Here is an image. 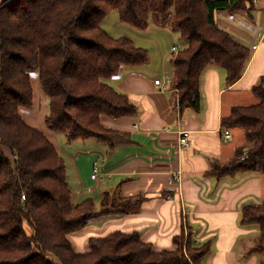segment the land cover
<instances>
[{
  "label": "trees",
  "instance_id": "obj_1",
  "mask_svg": "<svg viewBox=\"0 0 264 264\" xmlns=\"http://www.w3.org/2000/svg\"><path fill=\"white\" fill-rule=\"evenodd\" d=\"M253 0H0V264H199L206 243L183 234L176 249L156 251L137 232L115 230L91 237L78 253L68 238L91 220L124 213L141 198L121 199L101 208L91 198L73 203L64 158L45 133L25 122L19 109L33 105L30 73L37 71L49 97L47 126L68 140L95 137L110 147L128 134L108 128L102 115H133L137 106L108 80L124 67L149 60V52L127 37H113L101 25L110 11L122 22L145 29L151 15L170 20L184 48L172 53L169 85L180 109H201V77L206 67L226 71L228 85L243 74L251 49L215 19L219 10L250 12ZM256 102L238 105L222 118L238 126L249 146L236 150L210 173L264 172V75L253 86ZM23 195L25 196L23 198ZM243 224L259 227L257 248L264 254V204L248 203Z\"/></svg>",
  "mask_w": 264,
  "mask_h": 264
},
{
  "label": "crops",
  "instance_id": "obj_2",
  "mask_svg": "<svg viewBox=\"0 0 264 264\" xmlns=\"http://www.w3.org/2000/svg\"><path fill=\"white\" fill-rule=\"evenodd\" d=\"M215 19L251 49L242 76L228 85L223 68L206 67L201 77V109L195 111L180 109L176 91L155 83L163 73L171 74L172 60L165 68L164 51L159 65L124 67L108 82L126 94L137 111L121 118L102 115L105 126L128 134V140L112 147L95 137L70 141L49 128L45 120L49 97L38 72L30 73L33 105L19 112L27 124L45 133L64 158L73 198L78 196L79 202L91 198L98 209L104 197L108 204L141 198L126 212L101 215L68 235L75 252H87L91 237L115 230L137 231L156 251L176 249L174 238L181 234L206 243L209 252L199 264H264V254L256 245L259 227L241 222L243 205L264 204V172L220 178L210 173L215 162L231 161L238 148L250 143L242 128L224 127L222 118L235 106L253 103V86L264 75V0H253L250 12L219 10ZM225 129L230 139H224ZM182 130L190 132L186 146L179 143Z\"/></svg>",
  "mask_w": 264,
  "mask_h": 264
},
{
  "label": "rangeland",
  "instance_id": "obj_3",
  "mask_svg": "<svg viewBox=\"0 0 264 264\" xmlns=\"http://www.w3.org/2000/svg\"><path fill=\"white\" fill-rule=\"evenodd\" d=\"M102 27L113 37L127 36L136 45L146 48L150 55V61L145 66L160 64L161 51L165 53V68L169 65V58L172 55V45L181 46L186 40L182 39L173 28L170 20L163 19L158 15H151L149 25L145 29H139L133 25L121 21L117 11H110L101 22ZM257 98L253 100L256 102ZM40 111L38 106L37 111ZM78 196L73 198V203L79 202Z\"/></svg>",
  "mask_w": 264,
  "mask_h": 264
},
{
  "label": "built area",
  "instance_id": "obj_4",
  "mask_svg": "<svg viewBox=\"0 0 264 264\" xmlns=\"http://www.w3.org/2000/svg\"><path fill=\"white\" fill-rule=\"evenodd\" d=\"M176 49H177L176 47H173V50H176ZM170 79H171V74L168 72H165L161 76H159L155 79V83L158 84L160 87H164L166 85H169ZM189 134H190L189 130H182L180 132V138H179L180 145L186 146L189 144ZM223 137L226 140L231 138V133L228 129L224 130ZM97 175H98V170H97V168H94V172L92 174V177L96 178ZM173 177L176 180L179 179V176L177 174H174ZM24 197L25 196L23 195V198Z\"/></svg>",
  "mask_w": 264,
  "mask_h": 264
}]
</instances>
